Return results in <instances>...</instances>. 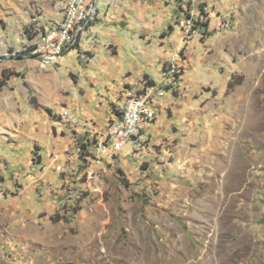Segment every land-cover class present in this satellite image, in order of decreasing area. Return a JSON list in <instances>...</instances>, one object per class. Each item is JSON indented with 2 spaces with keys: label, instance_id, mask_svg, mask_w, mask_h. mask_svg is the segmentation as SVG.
Instances as JSON below:
<instances>
[{
  "label": "rangeland",
  "instance_id": "1",
  "mask_svg": "<svg viewBox=\"0 0 264 264\" xmlns=\"http://www.w3.org/2000/svg\"><path fill=\"white\" fill-rule=\"evenodd\" d=\"M209 6L145 147L115 157L100 148L113 113L98 129L81 117L77 50L50 64L0 53V264H264V0Z\"/></svg>",
  "mask_w": 264,
  "mask_h": 264
},
{
  "label": "crops",
  "instance_id": "2",
  "mask_svg": "<svg viewBox=\"0 0 264 264\" xmlns=\"http://www.w3.org/2000/svg\"><path fill=\"white\" fill-rule=\"evenodd\" d=\"M202 1L214 7L220 0ZM65 3L66 0H0V53L9 44L23 47L31 41L25 28L32 21L31 13L36 6L43 8L45 25L47 21L63 18ZM85 3L91 9L90 21L81 31L75 49L68 53L77 50L79 61L86 63L82 81L78 74L84 94L81 117L85 125L93 124L98 129L102 114L106 119L112 115L126 89L143 80L160 83L163 67L188 46V40L181 29V11L177 17L171 12L173 6L180 10L177 0H85ZM173 37L177 51L170 46ZM88 81L93 88H87ZM104 110L107 112L103 113Z\"/></svg>",
  "mask_w": 264,
  "mask_h": 264
},
{
  "label": "built area",
  "instance_id": "3",
  "mask_svg": "<svg viewBox=\"0 0 264 264\" xmlns=\"http://www.w3.org/2000/svg\"><path fill=\"white\" fill-rule=\"evenodd\" d=\"M177 1L180 5V24L184 38H190L198 32L204 35L197 29L199 22L208 23L207 30H211L210 6L206 1ZM90 17L91 9L85 0H66L63 18L59 21H47L41 26L43 28H38L37 39H31L23 48L27 54L44 56L47 64L56 62L65 52L76 47L79 35L90 21ZM231 27V21L224 18L213 29L221 31ZM11 54L16 55L15 52ZM183 70L181 56L176 54L163 67L160 83L143 80L137 86L124 91L115 105L100 143L104 153L115 157L119 156L126 146H130L132 151L145 147L149 135L147 126L157 118L160 100L168 91L173 92L181 86ZM63 115L76 120L69 111Z\"/></svg>",
  "mask_w": 264,
  "mask_h": 264
},
{
  "label": "trees",
  "instance_id": "4",
  "mask_svg": "<svg viewBox=\"0 0 264 264\" xmlns=\"http://www.w3.org/2000/svg\"><path fill=\"white\" fill-rule=\"evenodd\" d=\"M208 27V23H197V29L202 32L203 34H209L210 32L207 30ZM9 78L8 73L6 72V70H3L2 72V77L0 78V89L7 83V80ZM233 82L232 80L229 81V86L228 87H232Z\"/></svg>",
  "mask_w": 264,
  "mask_h": 264
},
{
  "label": "water",
  "instance_id": "5",
  "mask_svg": "<svg viewBox=\"0 0 264 264\" xmlns=\"http://www.w3.org/2000/svg\"><path fill=\"white\" fill-rule=\"evenodd\" d=\"M21 58H24V59H35V60H38L40 62H45L46 58L42 55H38V54H28V55H25Z\"/></svg>",
  "mask_w": 264,
  "mask_h": 264
}]
</instances>
